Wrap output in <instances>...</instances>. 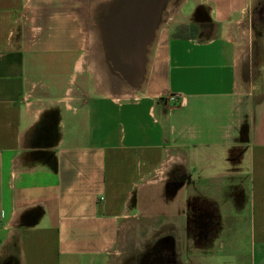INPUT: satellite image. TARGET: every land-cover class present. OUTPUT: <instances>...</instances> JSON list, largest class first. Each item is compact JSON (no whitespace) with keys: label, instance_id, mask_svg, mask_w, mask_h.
Here are the masks:
<instances>
[{"label":"crops","instance_id":"obj_1","mask_svg":"<svg viewBox=\"0 0 264 264\" xmlns=\"http://www.w3.org/2000/svg\"><path fill=\"white\" fill-rule=\"evenodd\" d=\"M100 1L0 0V264H124L132 232L264 264L257 0H170L137 89L87 54Z\"/></svg>","mask_w":264,"mask_h":264},{"label":"water","instance_id":"obj_2","mask_svg":"<svg viewBox=\"0 0 264 264\" xmlns=\"http://www.w3.org/2000/svg\"><path fill=\"white\" fill-rule=\"evenodd\" d=\"M170 0H112L99 23L106 59L133 89L144 80L147 55Z\"/></svg>","mask_w":264,"mask_h":264},{"label":"rangeland","instance_id":"obj_3","mask_svg":"<svg viewBox=\"0 0 264 264\" xmlns=\"http://www.w3.org/2000/svg\"><path fill=\"white\" fill-rule=\"evenodd\" d=\"M112 0H110L111 2ZM109 1H100L97 3L96 7L98 8V13L95 15V20L102 19L103 15L106 14L107 7L109 5ZM100 12V14H99ZM252 29H253V52L255 51V58L254 59V66L256 70L253 71V82L254 84H258L261 87L264 86V75L257 70L258 63L260 64L263 62L264 55V0H257L254 3L253 7V15H252ZM93 31L92 33L94 36L91 39V45L88 47V55L91 60L94 69L96 70L99 77H101V81L109 88H117V87H126L129 86L123 81V79L112 70L111 64L107 61L106 53L103 47V38L102 34L99 31V27L97 24H93ZM151 224L153 227V223ZM142 225V223L140 224ZM146 226V224L144 223ZM150 235V234H148ZM153 241V239H151ZM150 239L142 238L141 236H137L134 232L129 233L126 238H121L119 242V252L125 251H137L134 248H142L146 246L150 241ZM232 248V247H230ZM229 249V248H228ZM225 250H221L220 248L214 247L212 252V256L206 254H200L198 257V262L200 264H235L234 255H226L224 254ZM124 255V254H123ZM122 255V256H123ZM182 259L188 260V255L186 253V247H182ZM120 264V261L117 263Z\"/></svg>","mask_w":264,"mask_h":264},{"label":"flooded vegetation","instance_id":"obj_4","mask_svg":"<svg viewBox=\"0 0 264 264\" xmlns=\"http://www.w3.org/2000/svg\"><path fill=\"white\" fill-rule=\"evenodd\" d=\"M164 241L157 239L151 240L141 251L133 250L126 252V255L124 254V264H177L176 262L173 263L174 261L172 262V252L162 253L158 249L159 245ZM158 258H160L159 262ZM160 260L162 261L160 262Z\"/></svg>","mask_w":264,"mask_h":264},{"label":"built area","instance_id":"obj_5","mask_svg":"<svg viewBox=\"0 0 264 264\" xmlns=\"http://www.w3.org/2000/svg\"><path fill=\"white\" fill-rule=\"evenodd\" d=\"M170 100H172V101H175V97H174V96H172V97L170 98Z\"/></svg>","mask_w":264,"mask_h":264}]
</instances>
